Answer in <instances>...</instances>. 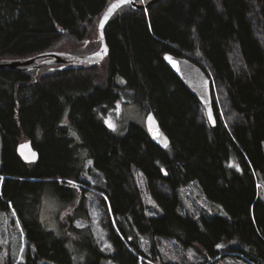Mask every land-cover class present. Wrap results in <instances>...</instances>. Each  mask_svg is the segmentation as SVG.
<instances>
[{"label":"trees","instance_id":"16d2710c","mask_svg":"<svg viewBox=\"0 0 264 264\" xmlns=\"http://www.w3.org/2000/svg\"><path fill=\"white\" fill-rule=\"evenodd\" d=\"M114 1L0 0V60L64 47L75 55L96 52L101 42L94 37L95 28ZM105 34V77L100 65L48 67L56 70L43 77L0 71V211L16 214L34 250L27 264H73L66 239L46 231L40 220L47 190L67 204L80 196L81 189L68 184L84 183L73 130L101 174L102 186L96 189L106 196L99 199L114 249L107 256L93 247L96 258L89 264L107 259L151 264L141 257L156 263L133 239V231L153 241L168 238L187 249L197 247L204 264L225 252L264 264V0H160L145 11L126 6ZM169 53L190 59L212 80L216 126L164 61ZM119 77L126 80L125 87L117 84ZM124 90L147 114H155L171 140L169 149L160 148L136 124L118 136L100 117L122 99ZM67 107L68 127L62 123ZM24 142L39 153L37 163L20 158L18 147ZM135 170L146 178L160 216L147 215ZM193 183L228 217H202L200 224L181 215L179 190ZM79 200L76 214L84 218L86 199L81 195ZM223 244L230 246L220 249Z\"/></svg>","mask_w":264,"mask_h":264},{"label":"rangeland","instance_id":"374dc122","mask_svg":"<svg viewBox=\"0 0 264 264\" xmlns=\"http://www.w3.org/2000/svg\"><path fill=\"white\" fill-rule=\"evenodd\" d=\"M94 37L99 39L98 25L94 31ZM68 46V45H64ZM65 48V47H64ZM62 48L57 52L68 53ZM103 77L106 73L104 70V61L99 64ZM56 67V66H54ZM56 68L43 69L37 73L38 77H43ZM117 84L121 87L126 86V80L119 77ZM219 99V97H218ZM222 110V111H221ZM69 111L66 108L62 120L63 126H70ZM220 111L224 114L220 104ZM147 113L138 105L130 91H123L122 99L113 107H108L100 113V117L109 126V128L118 136H125L132 124L146 128ZM74 131V132H73ZM70 131L71 137L75 138V144L78 146V167L82 169L83 184L73 182L80 190L79 198L86 199V217L79 218L78 208L80 206L79 198L70 203H64L52 190L44 193L40 220L46 231L54 233L59 238L66 239V247L73 258V264H89L96 258L93 254V247L99 246L102 252L107 255H113L114 249L110 243L107 229L104 227L105 214L99 197L106 198L96 188L102 186L100 181L101 174L93 168V163L88 157V151L82 148L78 133ZM78 136V137H77ZM2 136L0 133V168L2 166ZM234 167L240 169L238 158L233 155ZM138 184L143 192L144 204L147 215L157 217L162 214L160 207L154 202L147 189V182L144 175L135 170ZM69 184V183H68ZM85 191V193L82 192ZM260 194L264 199V184L260 186ZM180 207L179 213L184 216L193 217L202 224V217H214L222 215L228 217L224 209L218 205L209 202L198 183H193L179 190ZM85 214V212H84ZM89 216V218H87ZM74 218V221H71ZM77 225H81L78 227ZM123 227L130 230L127 222H123ZM133 239L140 242L142 251L149 257L155 258V262L145 260L141 257V262L147 261L151 264H204L205 256L202 255L197 247L187 249L181 243L174 239L159 238L153 241L149 237L137 236L133 231ZM106 245H111L109 249ZM230 245L223 244L220 249H225ZM29 251L34 254V250L27 243L21 224L14 212L0 211V264H27ZM240 256V257H237ZM234 255L225 252L215 261L208 264H252L246 261L241 255ZM39 264H55L52 262H40ZM104 264H116L113 260L107 259Z\"/></svg>","mask_w":264,"mask_h":264},{"label":"water","instance_id":"95a60500","mask_svg":"<svg viewBox=\"0 0 264 264\" xmlns=\"http://www.w3.org/2000/svg\"><path fill=\"white\" fill-rule=\"evenodd\" d=\"M160 0H153L147 5H142L136 0L128 3L122 0L112 2L102 15L98 25L99 41L101 47L94 53L88 55H75L71 53L49 52L25 59H1L0 71H13L20 73L39 72L45 68L59 66L63 68H82L101 64L109 55V47L106 40V28L108 23L122 8L129 6L133 10H147ZM116 4L117 7L109 12V8ZM105 17H107L105 19ZM103 24V27H101ZM164 61L173 70L176 76L186 85V87L197 96L202 102L211 126H216V118L212 101V80L204 70L193 61L187 58L177 57L173 54H166ZM146 129L153 142L163 150L171 146V140L162 129L160 122L153 112L147 115ZM20 158L27 164H35L39 161V153L34 149L31 142H24L18 147Z\"/></svg>","mask_w":264,"mask_h":264},{"label":"snow or ice","instance_id":"6c2138e0","mask_svg":"<svg viewBox=\"0 0 264 264\" xmlns=\"http://www.w3.org/2000/svg\"><path fill=\"white\" fill-rule=\"evenodd\" d=\"M122 2L124 3H128L130 2V0H122ZM117 7L116 4H113L110 8H109V12H112L115 8ZM107 17H105L106 19ZM101 27H103V24H101ZM110 127H113L114 129V125H112L111 123L109 124ZM69 184H72L73 182L72 181H68ZM78 227H80L81 225H77ZM106 247H108L109 249L111 248V245H106Z\"/></svg>","mask_w":264,"mask_h":264},{"label":"built area","instance_id":"2783aa9c","mask_svg":"<svg viewBox=\"0 0 264 264\" xmlns=\"http://www.w3.org/2000/svg\"><path fill=\"white\" fill-rule=\"evenodd\" d=\"M136 1L139 2L142 5H147V4H149L153 0H136Z\"/></svg>","mask_w":264,"mask_h":264}]
</instances>
